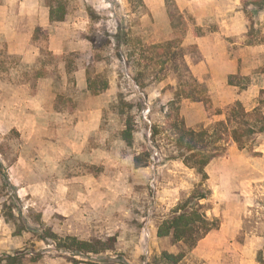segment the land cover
<instances>
[{"label": "rangeland", "instance_id": "374dc122", "mask_svg": "<svg viewBox=\"0 0 264 264\" xmlns=\"http://www.w3.org/2000/svg\"><path fill=\"white\" fill-rule=\"evenodd\" d=\"M250 1L44 0L66 17L36 31V63L0 38V264H174L166 254L180 253L177 264H264V131L243 147L225 133L203 179L174 160L170 127L179 116L214 132L238 100L264 115V12ZM200 188L219 227L192 249L159 236ZM43 229L57 242L117 240L75 261L42 241Z\"/></svg>", "mask_w": 264, "mask_h": 264}, {"label": "trees", "instance_id": "16d2710c", "mask_svg": "<svg viewBox=\"0 0 264 264\" xmlns=\"http://www.w3.org/2000/svg\"><path fill=\"white\" fill-rule=\"evenodd\" d=\"M247 6H252L251 10L256 13V16L264 12V0L250 1L247 3ZM65 17L66 12L63 7L56 10L51 6L50 20L52 22L64 21ZM233 78L234 76L230 77V84H234ZM184 97L203 100L201 97L195 95L194 92L186 93ZM171 102L174 108L176 100L174 99ZM164 110V107L161 108V111ZM152 111L150 110V112ZM166 116L172 118L173 114H171V111H167ZM172 122L170 127L176 136L175 146L178 150V155L173 157L174 160H182L188 167L195 169L197 174L203 179L209 178L206 171L208 165L215 158L221 156L226 149L225 142H223L225 140V133H228L236 143L243 147L254 133L264 131V115L260 113L258 108L248 111L239 100L228 106L226 120L218 122L215 128L216 131L214 132L206 129L195 130L189 128L186 126L184 119L179 116L176 119H172ZM158 132L159 129L155 126L154 135H157ZM218 132H221L220 135ZM123 136L126 139H130V131L128 129L124 130ZM157 147L161 149L159 145ZM135 162L138 166L141 165L140 156L135 157ZM208 195L209 191L203 188L196 190L184 204L179 206L172 217L163 222L159 227V236L172 235L174 241L183 242L192 249L212 230L217 229L220 224L219 219L208 217L207 213L202 210V205L200 204L201 200L206 199ZM38 237L46 244L53 245L55 250H61L63 253L72 256L75 261L77 256L84 253L92 252L99 254L111 250L114 248L117 240L115 236L105 241L101 239L80 240L77 237L70 236L67 238L68 241L61 240L57 242L56 235L46 229H43ZM33 252H35L36 260L43 255V250ZM184 256L185 253H180L179 255L166 254V257L174 264L179 263ZM7 264L27 263L17 256H8ZM110 264L118 263L112 262Z\"/></svg>", "mask_w": 264, "mask_h": 264}, {"label": "crops", "instance_id": "0c3cea01", "mask_svg": "<svg viewBox=\"0 0 264 264\" xmlns=\"http://www.w3.org/2000/svg\"><path fill=\"white\" fill-rule=\"evenodd\" d=\"M44 4V0H0V38L10 56H16L27 63L39 60L40 45L35 40L36 31L61 23L50 20V11ZM57 41H60L58 35H52V50L56 54L63 53L64 49L55 43ZM53 85V79H49L48 91H53ZM55 105L57 107L58 102ZM95 111L97 115L101 110L96 107Z\"/></svg>", "mask_w": 264, "mask_h": 264}]
</instances>
